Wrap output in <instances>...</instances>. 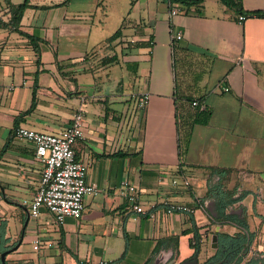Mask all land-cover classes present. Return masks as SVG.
<instances>
[{
  "label": "crops",
  "instance_id": "0c3cea01",
  "mask_svg": "<svg viewBox=\"0 0 264 264\" xmlns=\"http://www.w3.org/2000/svg\"><path fill=\"white\" fill-rule=\"evenodd\" d=\"M22 1L0 0V246L20 241L7 263L203 264L213 234L242 231L218 217L219 196L252 233L240 264L264 263V16L250 14L264 0H241L242 23L220 0H29L15 24L11 5ZM140 91L150 95L143 110ZM80 104L74 150L98 192L78 218H33L42 163L14 127L57 133ZM123 178L144 208L155 204L153 218L126 202ZM164 202L195 210L166 214Z\"/></svg>",
  "mask_w": 264,
  "mask_h": 264
},
{
  "label": "built area",
  "instance_id": "2783aa9c",
  "mask_svg": "<svg viewBox=\"0 0 264 264\" xmlns=\"http://www.w3.org/2000/svg\"><path fill=\"white\" fill-rule=\"evenodd\" d=\"M171 13H176V9H172ZM247 17L245 13L239 14L238 23H242ZM181 36L180 32L172 34V42ZM224 90H228V87H224ZM134 97L137 108L143 110L150 95L147 91H140ZM191 104L200 108L205 107L197 99L192 100ZM84 111L80 104L73 112L70 122L57 133L41 132L22 125L14 127V136L31 141L35 147V155L42 163L39 183L29 203V214L33 218L39 217L42 210L49 212L57 223H62L66 217L78 218L84 209V196L98 192L96 184L86 180V164L76 158L74 150L75 143L85 136ZM172 182L176 183L177 180L173 179ZM183 184L188 185L189 181L184 178ZM119 187L126 202L135 212L146 213L150 218L155 216V204L144 208L140 203V193L136 185L128 178H123ZM162 209L166 214L192 213L195 207L181 202H164ZM33 243V248H37L39 239L34 238ZM83 264L92 263L85 260ZM95 264L111 263L99 260Z\"/></svg>",
  "mask_w": 264,
  "mask_h": 264
},
{
  "label": "trees",
  "instance_id": "16d2710c",
  "mask_svg": "<svg viewBox=\"0 0 264 264\" xmlns=\"http://www.w3.org/2000/svg\"><path fill=\"white\" fill-rule=\"evenodd\" d=\"M168 1L169 3H180V4L190 5L201 2L202 0H168ZM220 2L224 3L228 7L234 8L237 12H239V14L243 13L241 12L242 11L241 0H220ZM29 6H31L29 0H23L19 4L11 5L12 22L17 24L25 8ZM250 14L264 16V11H251ZM118 33H119V29L115 30L107 38V40L110 41L114 39ZM34 47L38 52V48L36 46ZM34 101L35 100H32L30 108L34 106ZM200 116L201 117L199 118V120L205 122L209 117V112L208 111L200 112ZM215 189L219 190L220 188L216 187ZM231 201L232 199H224V197L219 196L218 201L216 203L217 215L220 219L222 218L223 220L235 222L242 228V231L236 232L235 234L232 235L226 232H221V231L218 232L217 233L218 245L216 252L212 256L208 257L203 264H240L244 254L247 251L248 244L251 241L252 233L248 230V225L246 224L244 219H241L234 214H228L225 212V208L227 204L230 203ZM3 234H4V226L0 225V236H3ZM6 248L8 247L0 246V253ZM249 263L261 264L258 262V260H252ZM6 264H8L7 260H6Z\"/></svg>",
  "mask_w": 264,
  "mask_h": 264
},
{
  "label": "water",
  "instance_id": "95a60500",
  "mask_svg": "<svg viewBox=\"0 0 264 264\" xmlns=\"http://www.w3.org/2000/svg\"><path fill=\"white\" fill-rule=\"evenodd\" d=\"M19 243H20V241L17 244H15L11 247H8V248L4 249L3 251H1V253H0V264H6V255L9 252H11L12 250H15L18 247ZM211 245H212V247H217V245H218L216 233L213 234V236H212V244ZM178 264H201V263L198 262L196 256H192L188 259L181 261Z\"/></svg>",
  "mask_w": 264,
  "mask_h": 264
},
{
  "label": "rangeland",
  "instance_id": "374dc122",
  "mask_svg": "<svg viewBox=\"0 0 264 264\" xmlns=\"http://www.w3.org/2000/svg\"><path fill=\"white\" fill-rule=\"evenodd\" d=\"M20 250H21L22 255H24L25 253H27V251L31 250V245L30 244H23L20 247Z\"/></svg>",
  "mask_w": 264,
  "mask_h": 264
}]
</instances>
